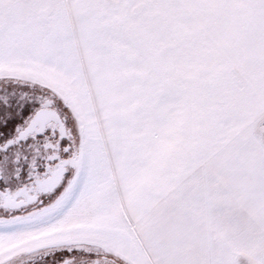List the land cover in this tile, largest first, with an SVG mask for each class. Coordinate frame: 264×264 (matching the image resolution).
<instances>
[{
    "label": "snow or ice",
    "instance_id": "6c2138e0",
    "mask_svg": "<svg viewBox=\"0 0 264 264\" xmlns=\"http://www.w3.org/2000/svg\"><path fill=\"white\" fill-rule=\"evenodd\" d=\"M0 264H264V0H0Z\"/></svg>",
    "mask_w": 264,
    "mask_h": 264
}]
</instances>
